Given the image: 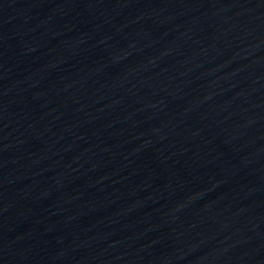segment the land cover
<instances>
[{
	"label": "water",
	"instance_id": "water-1",
	"mask_svg": "<svg viewBox=\"0 0 264 264\" xmlns=\"http://www.w3.org/2000/svg\"><path fill=\"white\" fill-rule=\"evenodd\" d=\"M0 264H264V0H0Z\"/></svg>",
	"mask_w": 264,
	"mask_h": 264
}]
</instances>
